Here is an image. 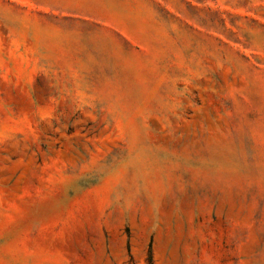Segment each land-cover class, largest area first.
Here are the masks:
<instances>
[{"label": "rangeland", "instance_id": "rangeland-1", "mask_svg": "<svg viewBox=\"0 0 264 264\" xmlns=\"http://www.w3.org/2000/svg\"><path fill=\"white\" fill-rule=\"evenodd\" d=\"M0 264H264V0H0Z\"/></svg>", "mask_w": 264, "mask_h": 264}, {"label": "trees", "instance_id": "trees-1", "mask_svg": "<svg viewBox=\"0 0 264 264\" xmlns=\"http://www.w3.org/2000/svg\"><path fill=\"white\" fill-rule=\"evenodd\" d=\"M149 259V261H150V258H148Z\"/></svg>", "mask_w": 264, "mask_h": 264}]
</instances>
